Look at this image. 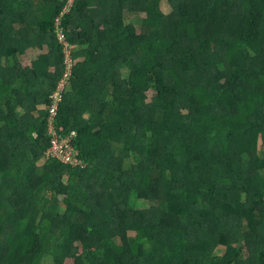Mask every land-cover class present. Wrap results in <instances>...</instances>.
<instances>
[{
  "label": "trees",
  "instance_id": "trees-1",
  "mask_svg": "<svg viewBox=\"0 0 264 264\" xmlns=\"http://www.w3.org/2000/svg\"><path fill=\"white\" fill-rule=\"evenodd\" d=\"M70 1L0 0V264H264V0Z\"/></svg>",
  "mask_w": 264,
  "mask_h": 264
},
{
  "label": "built area",
  "instance_id": "built-area-1",
  "mask_svg": "<svg viewBox=\"0 0 264 264\" xmlns=\"http://www.w3.org/2000/svg\"><path fill=\"white\" fill-rule=\"evenodd\" d=\"M74 0H71L69 5L66 7V11L72 8ZM60 41H62L65 45L68 46V42L65 39V35L60 32ZM68 52V49H67ZM73 66L74 60L70 53V57H66V70L64 72V76L53 95V103L50 107V127H54L53 121L57 117L59 113L60 103L63 100L64 92L68 83L70 82L73 75ZM53 134H56L55 131L51 130ZM75 133L72 135V138H62L61 136L56 135L54 140L52 141V148L49 151L48 156H52L55 160L63 163V164H72L77 160L78 153L71 146V140L75 137Z\"/></svg>",
  "mask_w": 264,
  "mask_h": 264
},
{
  "label": "rangeland",
  "instance_id": "rangeland-1",
  "mask_svg": "<svg viewBox=\"0 0 264 264\" xmlns=\"http://www.w3.org/2000/svg\"><path fill=\"white\" fill-rule=\"evenodd\" d=\"M165 8H166V7H162V10H163L165 13H167V12L165 11ZM44 52H48V50L45 49ZM35 55H36V54H34L33 52L27 53V54L23 57V62H24V64H25V65H29V64H31L32 61L34 60ZM67 55H68V57H70V51L67 52ZM9 64H13V61H10ZM51 130L55 131L54 127H50V131H51ZM48 155H49V152H48ZM47 161H48V160H47ZM216 254H220V251H217ZM74 263H75V262H73V261H71V260H69V261L67 262V264H74Z\"/></svg>",
  "mask_w": 264,
  "mask_h": 264
},
{
  "label": "crops",
  "instance_id": "crops-1",
  "mask_svg": "<svg viewBox=\"0 0 264 264\" xmlns=\"http://www.w3.org/2000/svg\"><path fill=\"white\" fill-rule=\"evenodd\" d=\"M47 50H48V49H47ZM30 52H33L34 54H36L35 57H34V60H35L40 54H42V53H47V52H44V51H41V50H30L28 53H30Z\"/></svg>",
  "mask_w": 264,
  "mask_h": 264
}]
</instances>
